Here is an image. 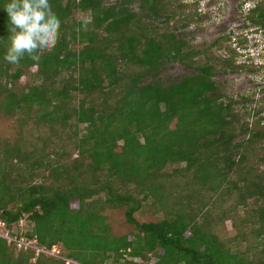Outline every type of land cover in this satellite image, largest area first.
Wrapping results in <instances>:
<instances>
[{
	"label": "trees",
	"instance_id": "16d2710c",
	"mask_svg": "<svg viewBox=\"0 0 264 264\" xmlns=\"http://www.w3.org/2000/svg\"><path fill=\"white\" fill-rule=\"evenodd\" d=\"M132 2L50 0L58 42L19 65L3 59L0 7V114L44 132L41 147L20 139L1 150L0 220L23 245L0 236V264H264V116L240 123L213 79L241 66L216 51L224 38L190 50L177 33L191 22L186 4ZM248 17L264 30V1ZM169 63L194 72L163 78ZM25 75L32 83L19 85ZM149 199L154 219L141 222ZM107 207L134 230L113 233ZM226 219L236 235L221 238ZM56 245L64 256L43 251Z\"/></svg>",
	"mask_w": 264,
	"mask_h": 264
},
{
	"label": "rangeland",
	"instance_id": "374dc122",
	"mask_svg": "<svg viewBox=\"0 0 264 264\" xmlns=\"http://www.w3.org/2000/svg\"><path fill=\"white\" fill-rule=\"evenodd\" d=\"M122 1L125 0H104V3L112 5ZM139 1L140 0H133L131 4L125 5L129 9L139 11ZM170 1H172L173 6L179 4L187 5L184 12L191 17V22L188 27L177 30V33L181 34L190 50L210 48L215 40L224 38L223 44L225 47L217 49L216 51L223 57H233L235 64L241 66L236 73L226 72L219 74L217 77H213L217 82V87L220 92L233 99L234 108L238 113L240 123L248 121L252 124V122L264 116V30H262L261 26L251 23L248 17L251 15L249 9L256 5V3H261L264 0ZM73 16L78 20H87L90 18L89 14H84L77 10L73 11ZM172 21L174 22V20ZM157 23L161 26L160 22ZM227 48L234 51V55L232 52L228 51ZM195 59L205 60L203 55L196 56ZM245 65L251 67V70H246L244 67ZM193 72L192 69L185 68L184 65L169 63L160 71V74L163 78L169 77L170 80L175 81L177 78H184L186 75L192 74ZM31 79L29 75H25L21 78L19 85L32 83ZM223 99L225 100V98ZM19 117L20 115L12 117L0 114V154L5 145H10L20 139L24 141L22 146L41 147V141L37 136L39 134L43 139V130H37L31 120H23ZM238 124L237 122V125ZM242 137L246 139L250 136L244 134ZM242 137L236 140L240 141L243 139ZM141 141H143V139H141ZM65 149L69 157H76L77 151L73 150L71 146ZM256 167L259 171L264 170V150H262V153L256 160ZM150 201L151 199H149L147 203L144 202L140 210L135 213V217L141 222L154 219L148 207ZM14 204L15 203L11 205L10 203L9 206L15 207ZM103 213L106 214L107 221L113 233L124 235L134 230L133 227L126 222L124 209L107 207ZM240 214H243V211H240ZM28 227L29 225H26L25 229ZM221 228V238L236 235L237 230L232 226V221L230 219H226ZM248 228H250V225H248ZM244 246L245 243L243 242L241 248H244ZM15 250H17V248H15ZM15 250L13 249V252H15L14 256L18 254ZM43 251L46 255L54 258L61 257L60 253L64 256L63 248L60 245L53 246L50 250L43 249ZM68 261L72 262L71 260ZM106 264H112V260L109 259Z\"/></svg>",
	"mask_w": 264,
	"mask_h": 264
},
{
	"label": "clouds",
	"instance_id": "9594fccd",
	"mask_svg": "<svg viewBox=\"0 0 264 264\" xmlns=\"http://www.w3.org/2000/svg\"><path fill=\"white\" fill-rule=\"evenodd\" d=\"M0 7L7 14L5 61L19 65L25 57L37 60L55 48L61 22L50 0H7Z\"/></svg>",
	"mask_w": 264,
	"mask_h": 264
},
{
	"label": "built area",
	"instance_id": "2783aa9c",
	"mask_svg": "<svg viewBox=\"0 0 264 264\" xmlns=\"http://www.w3.org/2000/svg\"><path fill=\"white\" fill-rule=\"evenodd\" d=\"M21 223V225H23V221H21ZM0 236L8 239L10 243L15 242L18 247L23 245L20 239H16L12 235H10L9 230L6 228L5 223L2 220H0Z\"/></svg>",
	"mask_w": 264,
	"mask_h": 264
},
{
	"label": "flooded vegetation",
	"instance_id": "af4514ba",
	"mask_svg": "<svg viewBox=\"0 0 264 264\" xmlns=\"http://www.w3.org/2000/svg\"><path fill=\"white\" fill-rule=\"evenodd\" d=\"M261 3H262V2H261ZM258 4H260V3H259V2L256 3V5H254L251 9H253L254 7H256ZM251 9H249L250 12H251ZM262 30H263V29H262ZM185 68H186V67H185ZM232 72H233V73H234V72L236 73V71H231V73H232ZM227 73H229V72H227ZM219 74H223V73H219ZM219 74H217L216 77L219 76ZM237 75H238V74H237ZM214 77H215V76H214ZM221 93H222V92H221Z\"/></svg>",
	"mask_w": 264,
	"mask_h": 264
}]
</instances>
